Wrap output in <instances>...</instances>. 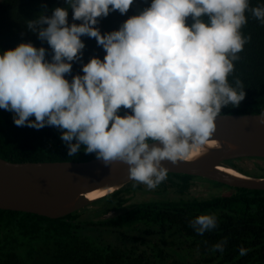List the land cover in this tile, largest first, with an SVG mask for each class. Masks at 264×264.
Segmentation results:
<instances>
[{
    "label": "clouds",
    "instance_id": "9594fccd",
    "mask_svg": "<svg viewBox=\"0 0 264 264\" xmlns=\"http://www.w3.org/2000/svg\"><path fill=\"white\" fill-rule=\"evenodd\" d=\"M135 2L65 0L51 15L26 21L48 48L21 42L0 51V109L13 113L17 126L60 129L70 157L84 145L105 165L124 162L130 179L151 190L168 177L164 161L206 153L222 108L245 99L243 83L229 76L251 40L242 32L247 14L264 24V4L145 0L117 30L101 33L99 18L126 15ZM85 36L105 55L82 63V74L69 80ZM191 226L203 235L217 226L216 217L199 215ZM224 243L215 247L223 251Z\"/></svg>",
    "mask_w": 264,
    "mask_h": 264
},
{
    "label": "trees",
    "instance_id": "16d2710c",
    "mask_svg": "<svg viewBox=\"0 0 264 264\" xmlns=\"http://www.w3.org/2000/svg\"><path fill=\"white\" fill-rule=\"evenodd\" d=\"M261 4L264 0H251L253 7ZM57 6H66L65 0H0V51L21 42L47 49V42L26 28V21L51 15ZM145 6V0H136L126 15L112 12L99 18L97 27L101 33L117 30ZM71 15L70 11V22ZM247 15L242 32L251 40L229 76L230 83L237 79L243 83L245 99L239 106L222 108V113L264 112V24ZM82 40L86 45L83 57L73 62L69 80L82 74V63L105 55L95 38ZM60 136V129L53 126L39 130L17 126L13 113L0 109V157L4 159L83 161L96 157L86 154L84 145L70 157ZM240 159L225 162L249 174L237 165ZM194 177L168 172L167 179L151 190L132 180L58 218L0 209V264H264V189L229 186L225 194L194 196L189 192ZM138 192L149 196L130 202ZM204 214L214 215L217 226L200 235L191 225ZM222 241L226 243L220 251L215 246ZM241 248L247 250L243 256Z\"/></svg>",
    "mask_w": 264,
    "mask_h": 264
},
{
    "label": "water",
    "instance_id": "95a60500",
    "mask_svg": "<svg viewBox=\"0 0 264 264\" xmlns=\"http://www.w3.org/2000/svg\"><path fill=\"white\" fill-rule=\"evenodd\" d=\"M260 114L221 113L210 137L218 140L217 146L192 160L175 164L164 161V166L168 172L203 177L230 187L264 189V176L241 173L225 162L264 158V124L259 122ZM220 167L232 168L238 174ZM128 168L122 161L105 165L96 157L83 161H11L0 157V209L62 217L132 181ZM94 189L111 190L88 198L86 193Z\"/></svg>",
    "mask_w": 264,
    "mask_h": 264
},
{
    "label": "rangeland",
    "instance_id": "374dc122",
    "mask_svg": "<svg viewBox=\"0 0 264 264\" xmlns=\"http://www.w3.org/2000/svg\"><path fill=\"white\" fill-rule=\"evenodd\" d=\"M237 165L243 170L247 171L251 176L264 173V158H242L236 161ZM231 188L229 186L216 183L207 178L194 177L191 183L189 192L194 196H208V195H219L229 192ZM149 194L145 195L143 193H133L131 201L135 202L142 198L148 197Z\"/></svg>",
    "mask_w": 264,
    "mask_h": 264
},
{
    "label": "bare ground",
    "instance_id": "6f19581e",
    "mask_svg": "<svg viewBox=\"0 0 264 264\" xmlns=\"http://www.w3.org/2000/svg\"><path fill=\"white\" fill-rule=\"evenodd\" d=\"M219 143H218V140H214L213 138H210L209 139V142L207 144V148L210 149L214 146H217ZM198 156V155H197ZM195 156V157H197ZM220 169L224 170V171H227V172H230V173H233V174H238V172L232 168H228V167H220ZM111 189H94L92 191H88L86 193V196L88 198H96V197H99L101 195H104L105 193H107L108 191H110Z\"/></svg>",
    "mask_w": 264,
    "mask_h": 264
}]
</instances>
